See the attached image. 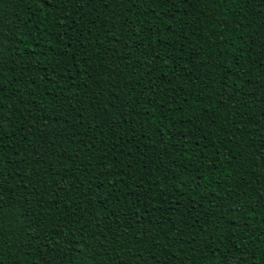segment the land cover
Wrapping results in <instances>:
<instances>
[{
    "label": "trees",
    "instance_id": "1",
    "mask_svg": "<svg viewBox=\"0 0 264 264\" xmlns=\"http://www.w3.org/2000/svg\"><path fill=\"white\" fill-rule=\"evenodd\" d=\"M0 264H264V0H0Z\"/></svg>",
    "mask_w": 264,
    "mask_h": 264
}]
</instances>
